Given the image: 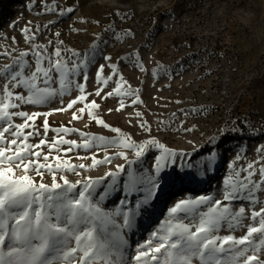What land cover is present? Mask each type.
<instances>
[{"label": "rangeland", "instance_id": "1", "mask_svg": "<svg viewBox=\"0 0 264 264\" xmlns=\"http://www.w3.org/2000/svg\"><path fill=\"white\" fill-rule=\"evenodd\" d=\"M69 7L74 11L68 13L66 9ZM25 27L35 34L36 39L31 43L25 40L22 32ZM35 44L47 46L49 53L59 46L79 52L82 57L87 54L90 62L86 63L81 75L75 77L83 83V73H87V93H95L98 87H102L103 97L116 88L122 77V90L130 87L140 100L132 104L134 97L113 95L103 99L89 95V101L96 100L99 104L96 114L109 125L108 128L98 126L87 112L83 119L71 120L72 113L82 104L48 116L51 128L63 125L109 140L118 139L123 134L136 143L154 139L174 153L158 176L154 168L155 157L162 150L155 146H149L137 160L133 150L111 145L106 150L112 157L111 164L79 170L81 176L64 173L75 182L82 177H103L109 170L115 171V165H125L124 173L117 177L118 190L113 191L116 194L112 192L101 202L110 213L118 207L119 199L124 198L119 189L126 191L129 174L143 179L144 187L148 186L149 179L158 181L161 187L144 206L147 211L135 207L146 193L137 191L127 196L126 208H121V212L129 211L131 227L136 218L137 230L144 223L151 224L152 221L148 222L150 213L158 208L161 195L182 179L195 180L192 184L197 191L192 196L209 195L222 199L223 182L234 170L241 171L256 161H260L257 169L264 166V152L258 151L264 148V0H0V52L9 51L14 56L30 50ZM70 55L71 52L67 53L65 58ZM105 57L112 59L108 61ZM8 63H11V57L0 56V66ZM112 63L118 66L119 76H112L109 67ZM99 65L105 66V77L112 76L106 87L96 80ZM52 87L58 88L59 85L53 84ZM77 95L79 92L73 86L70 95H57L41 105L24 104L21 109L13 111L49 112L60 108L61 101L66 106ZM122 99L125 107L116 111ZM137 112L141 113L140 117L136 116ZM44 119L40 116L36 120L41 136L30 138L29 143L36 144L43 138ZM14 122L23 123V120L14 118ZM141 123L145 124L144 128ZM111 128H118L121 133H115ZM79 132L65 138L82 143ZM47 135L51 143L56 133L50 131ZM61 148L67 149L68 145ZM120 150L126 151L128 159L136 162L129 166L123 158L115 155ZM43 152L48 154L46 146ZM93 154L102 159L105 149H74L66 156L62 151L53 152L51 157L61 156L72 164L87 165L91 164V159L77 157ZM51 157L49 162L55 164L57 161ZM41 162L44 161L41 159ZM22 174L17 171V175ZM57 176L59 178V173ZM258 178L257 173L253 179ZM204 180H210L206 189L199 187ZM44 182L51 183V176L47 173ZM109 183L111 178L104 181V184ZM101 190L103 185L97 187V191ZM257 195L264 201V193ZM241 203L245 204L246 213L250 212L246 202L237 201L235 207ZM170 204L169 200L164 201L163 218L159 212L153 219L154 225L148 226L147 230L141 229L140 234L125 227L130 243L117 231L124 241L121 247L126 259L134 254L139 244L152 238L151 234L160 228H156L157 224L168 219ZM260 207L257 204L256 210L259 211ZM206 208L207 205L202 210ZM119 220L114 225L119 227L118 230L123 228V221ZM243 223L247 225L250 220L245 219ZM109 231L113 229L109 228ZM244 231L237 229L231 234L240 237ZM228 234L226 228L219 232L221 236ZM260 256L264 259V250Z\"/></svg>", "mask_w": 264, "mask_h": 264}, {"label": "snow or ice", "instance_id": "2", "mask_svg": "<svg viewBox=\"0 0 264 264\" xmlns=\"http://www.w3.org/2000/svg\"><path fill=\"white\" fill-rule=\"evenodd\" d=\"M66 11L71 13L74 9L69 7ZM22 32L29 43L36 39L28 27ZM69 52L71 55L65 58ZM0 56L11 57V63L0 66V264H264L260 256L264 250V201L259 200L257 195L264 193V166L256 167L260 161L249 163L241 171L234 170L223 182L222 199L201 195L176 202L168 210V219L160 229L151 234L149 241L139 244L134 254L126 259L121 247L124 241L117 232L109 231V225H115L112 218L122 215L123 226L130 228L132 218L129 211H120L126 208L127 196L137 191L146 193L135 207L147 211L144 206L161 185L155 179H149L148 186L144 187L143 179L129 174L126 191L119 189L124 198L119 199L118 207L110 213L101 202L118 190L117 177L124 173L125 165H115V171L109 170L103 177H82L75 182L64 173L81 176L79 170L111 164L112 157L106 151L111 145L133 150L137 160L149 146H155L162 150L155 157L154 168L158 176L174 153L154 139L136 143L123 134L118 139L109 140L63 125L51 128L47 117L82 104L72 113L71 120L83 119L87 112L98 126L108 128L109 125L96 114L99 104L96 100L89 101L88 96L94 94L103 99L113 95L134 97L132 104H136L140 102L138 94L130 87L122 90V77L117 81L116 88L103 97L102 87H98L95 93H87V73H83V83L75 77L81 75L90 61L87 54L82 57L79 52L70 49L57 46L49 53L47 46L35 44L30 50L20 51L17 55L3 51ZM111 59L105 57V60ZM139 66L143 71L142 64ZM104 67L99 65L96 80L106 87L112 76H119V72L118 66L112 63L109 65L112 76L105 77ZM53 84L59 87L53 88ZM73 86L79 95L66 106L61 101L60 108L49 112L29 114L23 110L13 111L21 109L24 104L41 105L57 95H70ZM20 90L26 91L27 95ZM119 104L116 111L125 107L123 99ZM40 116L45 117L43 138L31 144L30 138L41 136L36 126ZM136 116L140 117L141 113L137 112ZM14 118L22 119L23 123H15ZM140 126L144 128L145 124ZM50 131L56 133L51 143L47 135ZM111 131L121 133L118 128H111ZM73 132H79L82 143L65 138ZM62 145H68V148L62 149ZM45 146L48 154L43 152ZM93 147L104 148L105 156L102 159L97 158V154L77 157L91 159V164L87 165L72 164L61 156L51 157L53 152L62 151L66 156L74 149L88 151ZM258 151L264 152V148ZM115 155L123 158L129 166L136 162L128 159L126 151L120 150ZM50 157L57 162H49ZM17 171L23 174L17 175ZM45 173L51 176V183L44 182ZM257 173L259 178L253 179ZM109 178L111 183L104 184ZM101 185L103 190L97 191ZM237 201L246 202L250 212L246 213L244 203L236 208ZM257 204L261 205L259 211L256 210ZM205 205L206 210H202ZM245 219H249L250 223L245 225ZM222 228L229 230L230 234L219 235ZM237 229H244V234L240 237L231 234Z\"/></svg>", "mask_w": 264, "mask_h": 264}, {"label": "bare ground", "instance_id": "3", "mask_svg": "<svg viewBox=\"0 0 264 264\" xmlns=\"http://www.w3.org/2000/svg\"><path fill=\"white\" fill-rule=\"evenodd\" d=\"M194 181L195 180H192L191 181V179H190V181H186V180L182 179L176 185L173 184L172 187L170 188L171 190H167L163 196L161 195L162 200L160 201V203H158L159 204L158 208L155 209V211L152 212V213H150L148 211L150 213L148 222L149 221L150 222L152 221L151 224H149L148 226L151 227V226L154 225L153 219L155 217H157V215L159 214V212H162V217L161 218H163V211L166 209V205H165V208H162L163 207V204H164V201H168L169 200L171 202L170 207H172V206H174V204L176 202H178L181 199L198 198L199 196H201V195H196V197L192 196V193H196V191H197L196 188H193L192 182H194ZM209 185H210V180L209 181H205L204 180L201 183H199V187H202L203 186L204 189H206L207 186H209ZM182 189H183V193H180ZM204 189L202 190V192L204 191ZM113 193H115V192H113ZM113 196L115 197L116 195H113ZM112 199H113V197L111 198V200ZM121 210L122 209H120V211ZM114 219H115L114 220L115 223H117V221H116L117 219H121V220H119L121 222L123 221L122 215H116L114 217ZM161 225H162V223L161 224H157L156 225V228L161 227ZM148 226H147V224L144 223L141 226V228L140 227L138 228L140 230H137L138 221H137V218H136V220H135V222L133 224V227H130V231H132L133 229H135L140 234L141 233V229L142 230H147L148 229ZM122 227H123L122 229H119L118 230L119 227H114L113 225H109V228H112L113 229V232L119 231V234H121V236H124V237L126 236V238L128 240V241L127 240L126 241L128 243H130V239H129L130 237H129V235H126V233H125V226H123V223H122ZM120 230H122L121 233H120ZM155 231H157V229H155ZM128 247H129V245H128Z\"/></svg>", "mask_w": 264, "mask_h": 264}]
</instances>
